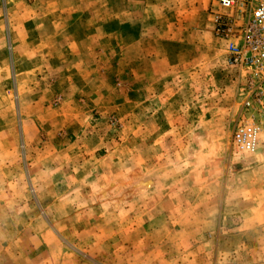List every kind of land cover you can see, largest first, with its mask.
I'll list each match as a JSON object with an SVG mask.
<instances>
[{"label":"rangeland","instance_id":"374dc122","mask_svg":"<svg viewBox=\"0 0 264 264\" xmlns=\"http://www.w3.org/2000/svg\"><path fill=\"white\" fill-rule=\"evenodd\" d=\"M213 0H0V264H264V133Z\"/></svg>","mask_w":264,"mask_h":264},{"label":"built area","instance_id":"2783aa9c","mask_svg":"<svg viewBox=\"0 0 264 264\" xmlns=\"http://www.w3.org/2000/svg\"><path fill=\"white\" fill-rule=\"evenodd\" d=\"M213 8L215 31L228 42V65L243 97L232 145L255 154L264 133V0H213Z\"/></svg>","mask_w":264,"mask_h":264}]
</instances>
